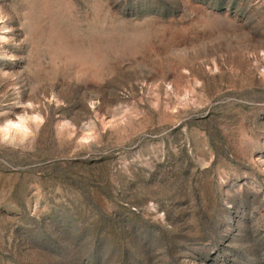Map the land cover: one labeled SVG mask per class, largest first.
I'll return each instance as SVG.
<instances>
[{
    "label": "rangeland",
    "instance_id": "1",
    "mask_svg": "<svg viewBox=\"0 0 264 264\" xmlns=\"http://www.w3.org/2000/svg\"><path fill=\"white\" fill-rule=\"evenodd\" d=\"M0 264H264V0H0Z\"/></svg>",
    "mask_w": 264,
    "mask_h": 264
}]
</instances>
